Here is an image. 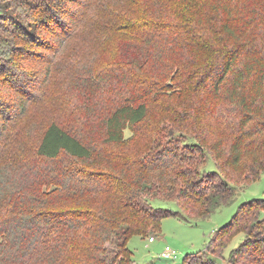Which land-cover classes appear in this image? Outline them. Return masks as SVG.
Segmentation results:
<instances>
[{"label": "trees", "instance_id": "trees-1", "mask_svg": "<svg viewBox=\"0 0 264 264\" xmlns=\"http://www.w3.org/2000/svg\"><path fill=\"white\" fill-rule=\"evenodd\" d=\"M74 1L0 0V156L54 69L49 61L39 81L40 71L25 61L66 50L78 23ZM144 6L149 15L116 28L141 38H132L133 54L117 64L120 103L100 127L77 134L50 122L36 150L54 164L37 169L43 180L22 186L0 166V197L10 208L0 226V264H136L132 236L154 237L167 216L208 217L232 202L235 187L264 172V0ZM44 24L46 32L38 29ZM159 111L168 125L156 121ZM138 136L148 139L145 150L131 147ZM208 156L216 170L203 168ZM155 199L179 209L155 206ZM239 234L228 264H264V198L241 204L182 264H216Z\"/></svg>", "mask_w": 264, "mask_h": 264}, {"label": "rangeland", "instance_id": "rangeland-1", "mask_svg": "<svg viewBox=\"0 0 264 264\" xmlns=\"http://www.w3.org/2000/svg\"><path fill=\"white\" fill-rule=\"evenodd\" d=\"M146 2L147 0H75L72 2L73 14L78 23L70 33L72 37L65 43L66 50L59 53L57 58H53L57 50L52 49L44 51L37 61H25L30 70L40 71L39 81L44 78L42 71L49 61L50 65L54 61V69L50 83L41 84L40 91L37 89V98L31 103L28 116L12 131L17 132V136L8 141L10 150L0 156V166H5L6 172L13 174L16 184L26 186V180H43L46 177L38 175L37 169L40 168L44 173L54 166L51 162L36 158L42 132L50 122L57 121L75 133L82 134L89 125L100 127L101 119L120 103L121 98L118 99V96L122 92L119 91V81L124 72L117 64L133 54L130 53L135 49L128 44L133 46L132 38L139 40L141 32L133 30L131 34H117L116 28L128 18L140 19L143 14L149 15L150 10H143ZM39 28H46L45 32L49 30L45 24L39 25ZM69 28L70 26H62L61 32ZM35 57L36 55L32 56ZM101 73L105 74L106 81H101ZM128 76L131 78L132 75ZM33 77L34 75L31 79ZM154 116L156 121L168 125L170 117L163 111ZM143 127L139 129L142 136L149 133V129ZM130 135L132 132L126 130V136ZM137 139L138 142L131 147L145 150L148 139L140 136ZM64 164L68 165V161L59 166ZM203 168L208 171L217 169L211 156L207 157ZM48 174L53 176L51 172ZM255 198H264V172L258 180L235 187L232 202L217 208L208 217L186 219L167 216L163 219L161 232L154 235L153 241L149 242L148 237L141 235L132 236L129 246L134 251L136 264H182L187 253L206 248L214 231L229 223L241 204ZM153 204L179 209L176 203H168L162 199L153 200ZM8 208L9 202L0 197V226L8 216ZM243 238V234L236 236L223 255L216 258V264H228L230 251ZM167 245L176 251L175 258L161 255Z\"/></svg>", "mask_w": 264, "mask_h": 264}, {"label": "built area", "instance_id": "built-area-1", "mask_svg": "<svg viewBox=\"0 0 264 264\" xmlns=\"http://www.w3.org/2000/svg\"><path fill=\"white\" fill-rule=\"evenodd\" d=\"M149 240L153 241L154 237H150ZM161 255L168 258H175L177 256V253L175 250H173L170 246L167 245Z\"/></svg>", "mask_w": 264, "mask_h": 264}, {"label": "crops", "instance_id": "crops-1", "mask_svg": "<svg viewBox=\"0 0 264 264\" xmlns=\"http://www.w3.org/2000/svg\"><path fill=\"white\" fill-rule=\"evenodd\" d=\"M149 242H151V241H149Z\"/></svg>", "mask_w": 264, "mask_h": 264}]
</instances>
